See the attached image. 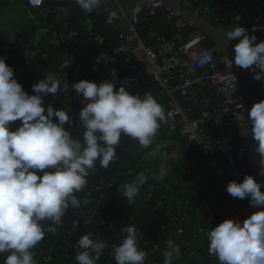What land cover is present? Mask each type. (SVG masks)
<instances>
[{"label":"clouds","instance_id":"1","mask_svg":"<svg viewBox=\"0 0 264 264\" xmlns=\"http://www.w3.org/2000/svg\"><path fill=\"white\" fill-rule=\"evenodd\" d=\"M88 14L100 8L103 0H75ZM238 19L241 17H237ZM264 31L253 26L252 32ZM234 44L231 67L254 73L253 79L264 83V41L257 43L244 26H236L226 33ZM193 40L186 45L192 48ZM101 59L110 60L101 53ZM114 74V72H113ZM105 80L99 84L88 80L73 83L71 89L82 98L79 111V134L76 139L69 129L73 120L64 108L51 104L45 107L44 98L69 92V84L48 72L44 79L32 85L29 94L15 78L14 69L0 58V254L7 253L3 264H37L33 249L55 233L62 218L71 209L81 207L76 193L82 192L90 172L97 166L107 169L117 159L121 137H130L142 148H149L162 123H167L165 108L151 92L143 96L130 94L124 86ZM241 107H243L241 105ZM241 119L245 120L244 114ZM251 138L259 156V175L264 176V100L254 103L248 111ZM19 122L13 130L12 124ZM68 125V128L65 127ZM75 130V129H73ZM166 166L161 164L156 180H163ZM147 182L143 172L122 185L121 196L134 204L140 188ZM264 181L257 182L245 175L242 182L230 181L226 192L232 198L249 201L253 208H261L243 221L225 219L207 233L208 253L219 264H264ZM89 201H84L88 203ZM73 228L79 221H73ZM125 233L119 245H114L115 264H145L147 253L138 247L135 225L122 228ZM92 233L81 235L80 249L74 257L76 264H97L107 247L104 240L93 239ZM181 255L180 247L167 241L163 264H173Z\"/></svg>","mask_w":264,"mask_h":264},{"label":"built area","instance_id":"2","mask_svg":"<svg viewBox=\"0 0 264 264\" xmlns=\"http://www.w3.org/2000/svg\"><path fill=\"white\" fill-rule=\"evenodd\" d=\"M18 1L38 22L40 17L46 19L50 15L54 16L61 27L60 31L48 36V29H45L44 38L56 48L64 67L74 66L83 57L92 56L97 59L104 53L111 59H101V62L110 63L116 71L105 76L103 81H114L116 90L124 86L130 93L145 85L158 86L168 115L167 123H162L160 128L179 134L183 144L182 153L185 154L190 150V145H194L200 164L210 169L209 176L205 177L208 184L205 222L194 232L196 246L191 242H180L187 230L184 220L177 221L175 230L168 235V240L171 239L181 249V255L173 260V264L185 258L193 259V264H219L217 258L208 253V231L225 219L243 221L254 212L262 210L251 207L247 198H232L225 190L230 181L242 182L245 175H252L244 143V120L241 119L243 114L245 116V84L239 68L229 64L228 58L232 57L216 46L207 49L204 45L207 37L199 31L185 34V30L190 27L177 14L170 12L161 0H132L127 4L123 0H103L107 7L106 26L120 28L121 43L118 45H111L93 32L85 37L80 36L69 23L72 8L60 7L56 13L45 4V0ZM233 8L238 10L249 29L257 25L264 26V20L260 19L263 11L257 5L239 7L237 0H220L213 5V9L224 14L225 19H229ZM192 11L207 20L212 7L205 4ZM165 13L169 16L166 21L161 17ZM144 14L146 18H159L165 28L173 26L176 34L170 39L156 36L157 43L153 46L145 45L138 31V24ZM218 28L223 31V27ZM250 31L254 35L252 29ZM193 40L198 43L192 48H186ZM259 86L264 88V83L259 82ZM136 94L143 96L144 92L138 91ZM61 99L67 100L71 106L82 107V98L71 93L63 92ZM138 148L143 149L139 144ZM97 190L103 188L98 187ZM150 197L149 194L140 195V200L146 205ZM155 210L165 211L162 213L166 215L172 213V207L169 205L164 208L163 201L157 203ZM99 212L89 208L83 210L78 229L80 236L81 227L93 234V226L99 224L94 221ZM115 226V223L111 224V227ZM198 236L204 238L205 249L198 247ZM141 246L147 253V259L162 253L164 262V252L155 241H147ZM46 253L42 257L37 252V264H49L52 261L49 252ZM110 258L111 263L115 264L112 254Z\"/></svg>","mask_w":264,"mask_h":264},{"label":"crops","instance_id":"3","mask_svg":"<svg viewBox=\"0 0 264 264\" xmlns=\"http://www.w3.org/2000/svg\"><path fill=\"white\" fill-rule=\"evenodd\" d=\"M0 1L3 5V9H9L11 1L19 2L18 0ZM73 1L74 7L71 9L69 23L74 31L78 32L82 37H85L90 32L99 34L111 45H118L121 43L120 28L118 26L108 28L105 24L107 11L105 1H103L100 8L94 10L91 14L83 12L75 3V0ZM252 1L257 3V6L262 9L264 14V0ZM238 16L240 17L238 10L233 8L229 13L231 23L235 25V27L238 25L244 26L248 30L249 35H251L250 29L242 18H237ZM2 21L4 22L5 19L2 18ZM44 33V26L36 21V25L33 27H19L14 33L12 41L16 46L13 55H16L17 59H19V70L22 71L20 84L29 94H34L31 92L32 85L41 80V75L37 74V71L52 72L53 75L61 79V85L68 83L69 87H71L73 83L81 80H88L99 84L103 82L105 76L116 71L111 65L106 67V63L108 62L101 61L97 65L96 70H93V65L96 64L97 59L92 56L79 59V61L70 68L64 67L56 48L45 40ZM17 74H15V77ZM62 93L63 91L59 92L56 97L51 95L45 97V107L51 104L54 108L59 109L57 101L61 99ZM81 108L82 107L76 108L75 105L71 106L69 104L66 107L67 114L77 125L76 128H74L75 130H71L76 139H81L79 134L78 115ZM69 110H71V112H69ZM14 123L19 122L17 121ZM130 145L133 152L126 160L125 171L119 180L118 189L122 191L123 184L134 180L137 174L143 172L147 177L146 186L161 193L167 198L172 207L171 215L158 213L154 208L144 205L140 200L134 208L131 219V224L135 225L138 229V246L153 240V242L155 241L159 245L162 252H164L167 250L168 235L172 232L173 226L177 221L184 220L185 226L187 229H191L192 232H195L205 222L207 203L206 190L196 189L192 183V177L189 175V171L192 169V165H190L189 162L198 159V156L195 154L182 153V138L179 134L167 130L158 132L153 144L149 148L140 150L138 148V142L133 139ZM161 164L166 166L167 174L163 180H156L153 177L160 174ZM98 165L99 162L97 161V166ZM199 168L201 171L200 162ZM92 172L93 170L90 174ZM115 196V194L109 195V204L113 202ZM102 218L103 212L100 211L94 221L100 223ZM80 229L81 235L90 233L86 228L81 227ZM197 245L199 248L205 249L206 243L202 236H198ZM33 252L34 259L37 261V252L35 248ZM6 255L7 253L0 254V264H3ZM151 259V261L145 264H163L162 253ZM193 263V259L185 258L178 264ZM97 264L112 263L103 252ZM204 264L210 263L205 262Z\"/></svg>","mask_w":264,"mask_h":264},{"label":"trees","instance_id":"4","mask_svg":"<svg viewBox=\"0 0 264 264\" xmlns=\"http://www.w3.org/2000/svg\"><path fill=\"white\" fill-rule=\"evenodd\" d=\"M126 4L132 0H123ZM181 3L186 5L191 10L195 8L209 4L212 7L211 15L207 17V20L217 27H225L231 24L230 19H225L224 14L213 9L215 2L220 0H179ZM239 7L246 6H256L257 3L252 0H237ZM45 4L54 12L60 9V7H74V1L68 0L67 2H59L57 0H45ZM260 19L264 20V14L260 16ZM40 23L44 28L48 29V36H51L55 32L60 31V25L56 23L53 15H50L46 19L42 17L39 18ZM242 26V25H238ZM252 29V28H250ZM138 31L141 39L147 46H153L157 43V37L161 36L167 39L172 38L176 31L173 26L163 27L160 19L157 17L146 18L145 14L141 17L138 24ZM195 29L188 28L185 30V34L189 35L193 33ZM47 34V33H46ZM257 41H264V31H257L256 34ZM47 41V40H46ZM138 91L151 92L156 100L163 106L165 100L161 99L160 91L158 86L155 84L145 85L138 88L136 91L130 92V94L135 95ZM64 92V91H63ZM75 95V91L69 87V92ZM264 100V88L259 86L258 102ZM68 105L67 100L59 99L57 101L58 108L66 109ZM76 123L73 121L72 128H76ZM68 128V125H65ZM69 129V131L73 130ZM163 129H159L158 132H162ZM132 138L122 136L120 145L117 148V159L115 162L110 163L107 169L99 167V165L93 170V172L88 177V184L86 188L80 192L76 193L78 199L81 200V207L78 209H69L65 216L62 218V224L59 226L52 225L51 222H45V226L56 227L55 233H46L45 238L35 247L36 252L40 253L41 256H46L47 251L52 258L49 264H76L74 259L76 253L80 251L77 247V241L80 238L78 232L79 226L73 228V221L78 220L79 223L83 217V210L89 208L91 211H102L103 219L101 223L93 226V239L104 240L107 243V247L104 250V254L108 257V260L112 262L110 255L112 254V248L114 245H119L122 241L125 233L122 232V228L130 226L131 219L134 213V208L138 201H140V195H151L146 205L151 208H156L158 202H164V208L168 207L170 204L167 198L162 199L161 193H158L148 186L143 185L140 188L139 195L136 197V202L134 204H129L127 199L121 196V191L118 189L119 180L124 174L125 163L128 157L132 154L131 147ZM185 154H195L197 155V148L194 145H190V150ZM198 156V155H197ZM102 187L103 190L98 191L97 188ZM115 194V198L112 203L109 204V195ZM84 201H89L84 203ZM165 212V211H162ZM158 212V213H162ZM167 212V210H166ZM115 223V227H111V224ZM175 224L172 231L175 230ZM194 232L191 229H187L185 235L180 239V242H191L193 246H196V240H194ZM142 250V246H138ZM152 259H147L145 263H148Z\"/></svg>","mask_w":264,"mask_h":264},{"label":"water","instance_id":"5","mask_svg":"<svg viewBox=\"0 0 264 264\" xmlns=\"http://www.w3.org/2000/svg\"><path fill=\"white\" fill-rule=\"evenodd\" d=\"M166 8L177 14V16L183 20L190 28L201 32L207 37L204 45L207 49H212L215 46L221 48L227 52L232 58L234 57L233 46L238 43V41H228L226 33L221 31L214 24L210 23L208 20L196 15L191 9L186 7L179 0H161ZM5 15V16H4ZM2 18L5 21H2ZM36 25V19L33 17L32 13L21 3V2H10L9 9H3V5L0 1V58H4L6 64L10 66V60L15 52L16 46L12 43L14 38V33L19 27H33ZM9 35L6 41L2 42L3 35ZM110 63H106V67H109ZM239 68V67H238ZM241 75L244 80L245 90H246V102H245V120H244V143L248 153L250 172L257 182L264 181L263 176L259 175V156L255 152V143L251 138L250 124L247 120L248 111L258 100V87L259 81L253 79L254 73L249 70L239 68ZM38 72V73H37ZM40 74V78L44 79L47 75V71H37ZM22 77V71L19 70L17 76L15 77L20 83V78ZM80 108V106H75ZM71 112V110H69ZM19 123H13L12 128L15 129ZM192 165V169L189 171V175L192 177V183L194 187L198 190H206L208 184L205 177L201 174L199 168V159H195L189 162ZM261 191L264 192V186L261 187Z\"/></svg>","mask_w":264,"mask_h":264},{"label":"rangeland","instance_id":"6","mask_svg":"<svg viewBox=\"0 0 264 264\" xmlns=\"http://www.w3.org/2000/svg\"><path fill=\"white\" fill-rule=\"evenodd\" d=\"M161 17H162V20H165L166 21L167 20L166 18L169 17V16H168L167 13H165V14H162ZM234 27H235V25H233L231 23L230 25H227V26L223 27V32L224 33H227L228 31L232 30ZM201 172H202V174L204 176L207 177L210 174V169L207 166L201 164Z\"/></svg>","mask_w":264,"mask_h":264},{"label":"flooded vegetation","instance_id":"7","mask_svg":"<svg viewBox=\"0 0 264 264\" xmlns=\"http://www.w3.org/2000/svg\"><path fill=\"white\" fill-rule=\"evenodd\" d=\"M2 42L6 41V39L8 38V35L5 34L2 37ZM10 66L14 69V74H17V72L19 71V59H17L16 55H13L11 60H10Z\"/></svg>","mask_w":264,"mask_h":264}]
</instances>
